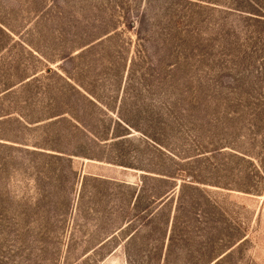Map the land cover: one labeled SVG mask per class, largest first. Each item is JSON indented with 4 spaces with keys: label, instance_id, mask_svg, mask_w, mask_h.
Listing matches in <instances>:
<instances>
[{
    "label": "rangeland",
    "instance_id": "obj_1",
    "mask_svg": "<svg viewBox=\"0 0 264 264\" xmlns=\"http://www.w3.org/2000/svg\"><path fill=\"white\" fill-rule=\"evenodd\" d=\"M0 264H264V0H0Z\"/></svg>",
    "mask_w": 264,
    "mask_h": 264
}]
</instances>
